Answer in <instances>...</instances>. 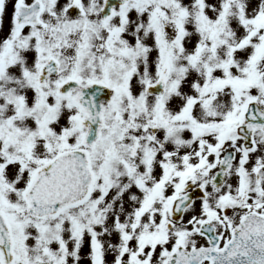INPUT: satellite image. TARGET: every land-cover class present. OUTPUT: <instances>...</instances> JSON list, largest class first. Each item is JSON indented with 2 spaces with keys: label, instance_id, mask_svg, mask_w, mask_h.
<instances>
[{
  "label": "rangeland",
  "instance_id": "rangeland-1",
  "mask_svg": "<svg viewBox=\"0 0 264 264\" xmlns=\"http://www.w3.org/2000/svg\"><path fill=\"white\" fill-rule=\"evenodd\" d=\"M15 1L0 0V45L2 44L3 30L10 28V13ZM137 1L140 2L136 3L137 7L130 6L122 11L123 15L116 14L109 21L112 25H117L122 32H129L136 36L142 41L145 50L141 61L137 64V74L134 76L137 85L130 82L126 88L131 94L122 91L120 95L116 96V103H125L126 105H110L105 108L100 142L90 152L92 170L95 174L94 203H100L102 220L88 216L89 206L93 208L91 212L95 210L94 215L98 214L95 209L98 207L94 208L91 205L92 202L74 212L71 211L72 213H64L58 218L51 219V217L40 221L30 218L24 211V216L18 217L22 221L19 222L22 226L14 229L15 239L18 240L16 248L20 260L25 258L26 261L33 253L39 256V251H41L40 254L47 253L46 257H50L55 249L60 248L56 256L57 259L64 258L61 264H163L164 258L159 253L151 254L148 252L149 247L144 246L143 241L138 243L144 234V228L146 233L162 231L163 223L160 219L148 222L151 219V214L155 212L154 210H160L161 206L157 205V198L152 196V203L148 206L150 210L153 207L152 213H143L140 206L149 202L146 188L141 185L123 186V184L126 182L130 184L132 179L143 183H147V181L134 174L120 179L116 178L110 165L114 160L117 161L115 157L117 150L120 151L119 157L122 164L127 168L135 166L141 169L144 164H154L150 167V169L155 168L153 175L161 176L164 169H160V165L168 163L170 167L178 168L182 162L179 157L171 156L170 152H168L169 158L156 159L168 145L174 150H182L180 147H173L166 142L167 131L170 128L166 125L169 123L168 120L182 125L181 120L187 119L196 124H209L208 127L219 126L227 129L223 119L218 118L219 113L224 114L231 110L233 115H239L242 106L252 98H256V101L264 108V0ZM239 16L243 20H240ZM44 19L50 21L52 25L55 24L50 7L47 9ZM206 23L212 25L215 23L214 28H218V26L221 28L219 30L215 28L212 32V27ZM160 26H164L165 29L162 30ZM11 27L13 30V26ZM249 29L250 32H248ZM197 30L203 38H205L204 33H211L213 39L210 41L206 37L209 42L203 43L202 36ZM28 31L30 32V29ZM48 32L50 33V31ZM162 32L166 42H164ZM43 36L44 33H42ZM18 47H22V45L18 44ZM118 47L126 50L127 48L131 49L134 45L131 40H124ZM7 48L9 49V47ZM26 53L32 54L33 64L39 63L37 53L28 51ZM52 53L51 43L48 49L43 50V60L52 56ZM172 55L177 56L174 59ZM6 63L9 62L6 61ZM135 64L134 62V69H136ZM10 67L11 64H8L5 69ZM120 67L125 70L126 61H122ZM164 71L168 72L165 93L157 99H147L146 86L157 82ZM230 76L240 81L232 82ZM235 85L233 91L232 88ZM243 86L245 91H242ZM25 95L27 99L22 97V104L38 105L39 93L36 90L29 96L25 92ZM136 95L137 101L134 97ZM150 104L165 108V114L159 116L153 113L154 115H152L148 110ZM120 107L123 108L122 111ZM20 108L19 114L22 117L27 116L23 105H20ZM35 109L36 107L32 108V110ZM49 116H52L55 122L53 124L61 121L64 124L52 126ZM81 116V111L75 105H50L49 109L44 110L41 115L42 120L45 121L41 125L42 130L37 135L29 126L22 127L20 130V127L11 126L9 123V125L0 124L2 125L0 128V160L2 162H6L8 159L13 160L7 153V139L12 138L19 144L26 138L30 147V150H27L21 157L18 155L14 158L21 164V168L24 167L20 178L14 181L15 172L0 173V195H8L6 198L9 197L10 204L16 205L10 207H18L15 211L25 204L20 192L25 188L29 174L34 169V172L37 171V165L45 166L52 159L53 154L61 150V143L68 139L69 134L70 138L67 143L69 147L80 144V135L83 134V131L79 129L78 120ZM205 118L208 120L206 121ZM18 121L11 118L9 122L13 124ZM153 126L159 127L155 134L151 132ZM2 129L4 130L2 131ZM53 132L58 145L50 139L49 135ZM20 133H23L22 140L20 139L21 135L19 136ZM183 137L185 140L191 141V147L182 151V159L186 157L187 163L191 162L190 164L193 165L200 156H205V152L210 146L217 145L219 141L214 134L195 136L193 131H185ZM254 138L258 149L247 157V162L253 163L249 170L250 176L253 175L255 168L264 165V135L256 133ZM118 139L119 141H117ZM135 142H142L143 145L140 152L137 150L138 159L131 160ZM220 149L221 147H219V151ZM39 152L43 154L36 155ZM213 157H208L209 165L213 164ZM10 169L12 168L9 167L7 170ZM176 170L180 172L182 168ZM170 172L171 179L168 175L170 183L165 186L167 194L175 189L177 182H180L178 174L172 180L176 171ZM262 172L261 169L260 174ZM213 174L208 172L207 168H197L194 180L197 183L205 184L207 191H213L210 184H207ZM7 175H12L13 179ZM260 180L257 185V195L247 198L249 208L253 207L252 202L258 200L263 193L264 184L263 180ZM163 181L166 183V178ZM99 184L104 190H97ZM225 191L233 195L237 194L235 189H225ZM98 197L100 200L95 201ZM76 214L84 215L89 233L80 231V234L76 235V243L72 246L68 241L71 237L70 232H74L78 225L83 224ZM155 216L157 215L155 214ZM71 217L73 220L70 221ZM64 218H67V224H65ZM75 220L76 223L71 229H63L61 224L65 227L71 225ZM188 220L189 218L186 216L180 225H185ZM94 222L97 223L96 226L92 225ZM188 224L190 228L193 227V224ZM49 227L56 230L57 236L63 230L64 233L62 232L63 235L59 239L65 238L66 240H63V243L58 240L59 245L55 240H43L45 238H41L40 235H53L54 229H49ZM176 235L175 231L174 233L169 232L166 238L164 235L165 250L176 245ZM190 242L202 243L197 238H190ZM68 257L70 258L67 259ZM43 263L44 260L39 262V264Z\"/></svg>",
  "mask_w": 264,
  "mask_h": 264
},
{
  "label": "flooded vegetation",
  "instance_id": "flooded-vegetation-1",
  "mask_svg": "<svg viewBox=\"0 0 264 264\" xmlns=\"http://www.w3.org/2000/svg\"><path fill=\"white\" fill-rule=\"evenodd\" d=\"M72 4H75V1H73ZM118 9L122 8L116 7L114 10V15L108 20L103 19L101 9L99 10V6H92V9L89 10H87L86 7H84L82 10L71 9V16L64 17L60 26L52 28L50 37L47 36L46 41L48 43H50L51 40L52 42L55 41L53 55L60 64L62 71L61 75L64 77V79L57 77L51 78L47 81V85L45 87L50 86L52 94L57 100H61V102H47L45 105H75L73 104L74 97L81 90L82 84L85 80L84 76L81 75L82 72H80V70L78 72H75L74 70V55L77 48L82 46V43L85 42L86 35L91 38L94 37L100 42L102 36L105 34V32H107V37L110 41H108V46L98 43V47H100L98 48L99 56L105 52L106 61H112L111 67L109 69L113 74H116L117 72L133 74V63L134 59L137 57V54L134 53V49H126V51L123 52L121 47H118V45L122 44V42H115L116 33H113L111 30H106L107 22L116 15V11ZM47 26L49 25L41 22L37 25V27L40 29H47ZM111 42H113L115 45L111 44ZM62 43L63 45H60ZM124 59L126 61V69L122 70L120 64ZM32 60L33 58L31 55H23L20 60H18V66L20 69L17 68L16 64H11L10 68L5 69L8 65L4 66V59L2 60L0 66V105H24L21 101L22 97L26 98L25 92H27L29 96L31 92L35 90L39 93V102H37L38 105H43V102L41 101L43 88L45 87L38 85L37 65L33 64ZM9 61L13 62L14 60L9 59ZM64 64L66 67L65 70L62 69ZM69 70V74H66V72ZM75 79L79 80V85L77 86L78 89L71 91L67 96H60L58 94L60 84L70 80L76 81ZM13 88H15V90H13ZM237 158L238 157L236 156L231 170L228 172L224 183L221 185V189H235L237 191V194L234 195V198L229 199V205L226 208L228 211L225 213V218L228 219L227 223L225 224L226 229L228 227H234L240 218L245 214L255 212L264 215V189L261 197H259L258 200H254L252 202L253 207L249 208L247 205V198H252L257 195V185L261 180L257 181L252 177H248L247 174L243 172L244 161L240 164ZM218 159L219 155H217L216 161L213 162V167L209 166V171H213V168H215L216 171L218 170ZM262 169V174L257 171L256 177L258 179H262L264 184V166ZM237 173L240 174L236 175ZM195 181L196 180H191L189 183H195ZM212 211L213 210L208 212V214H211ZM216 227L218 228L217 225ZM217 231H221V228L220 230L217 229Z\"/></svg>",
  "mask_w": 264,
  "mask_h": 264
},
{
  "label": "water",
  "instance_id": "water-1",
  "mask_svg": "<svg viewBox=\"0 0 264 264\" xmlns=\"http://www.w3.org/2000/svg\"><path fill=\"white\" fill-rule=\"evenodd\" d=\"M149 92L161 93V87L158 86L153 89L150 88ZM80 106L84 109L87 115V118H88L87 122L84 123V126H87L90 128V132L88 134V142L92 143L98 137L101 107L98 105L97 102H95L92 99L86 101L85 105H80ZM255 109L257 111V113L254 114L256 119L264 118V116H259V114L261 113L259 108L255 107ZM67 162H73L75 166L77 165L79 166V171L82 174L83 179L75 176V178L78 180V183L76 179H74L75 185L67 184L63 187H59L53 183L51 175L53 174L55 169H57L62 164H65ZM80 167H83V168H80ZM90 175L91 174H90L89 167H88L87 157L84 152L75 151V152L60 156L58 160L53 165H51L49 169H47L46 171L38 175L34 184L30 188L27 194V199L29 203V212L33 215L44 217L49 214L58 213L63 207L83 202L88 197V194H89V187L91 183ZM54 194H57L63 197L58 202L50 201V202L45 203L46 198L44 195H46V197L50 199H53ZM39 198H42L43 202L39 201ZM38 203H45V205L52 206L54 210L46 211L45 209H40V207L38 206ZM262 226H263V223H262ZM250 241L257 242L256 245L258 243H262L264 245V238L260 237L259 233H258V237H255V238L250 237L248 239V242ZM256 245H254V249ZM0 249L3 252H9L8 243L3 244L2 247H0ZM254 249L250 251L248 250V247L245 248L244 243L242 244V243L236 242L235 244H229L226 247V250H223L219 254H214V256L216 257V261L218 264H242L244 263V257H246V255H250V260H251L252 255H257V253H260L258 251H253ZM232 250H236L235 256H233ZM249 262L250 261H248V264ZM169 264H174V261L173 262L170 261ZM252 264H253V261H252ZM260 264H264V257H262V263Z\"/></svg>",
  "mask_w": 264,
  "mask_h": 264
}]
</instances>
